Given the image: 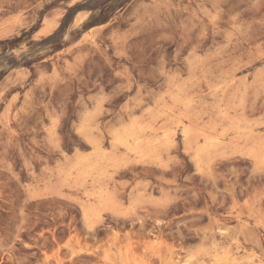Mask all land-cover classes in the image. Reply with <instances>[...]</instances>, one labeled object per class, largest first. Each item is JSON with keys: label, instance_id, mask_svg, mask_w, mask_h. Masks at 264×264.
Wrapping results in <instances>:
<instances>
[{"label": "rangeland", "instance_id": "obj_1", "mask_svg": "<svg viewBox=\"0 0 264 264\" xmlns=\"http://www.w3.org/2000/svg\"><path fill=\"white\" fill-rule=\"evenodd\" d=\"M0 264H264V0H0Z\"/></svg>", "mask_w": 264, "mask_h": 264}, {"label": "bare ground", "instance_id": "obj_2", "mask_svg": "<svg viewBox=\"0 0 264 264\" xmlns=\"http://www.w3.org/2000/svg\"><path fill=\"white\" fill-rule=\"evenodd\" d=\"M83 127H84V126H83ZM83 127H82V128H83ZM85 128H86V127H85ZM89 128H90V127H89ZM93 128L96 129L95 126H94ZM86 129H87V128H86ZM143 129H144V128H143ZM184 129H185V128H184ZM83 130H84V129H83ZM127 130H128V129H127ZM145 130H146V129H145ZM92 131H93V129L91 130V132H92ZM184 131H185V130H184ZM182 132H183V131H182ZM186 132H187V131H186ZM123 133H124V132H123ZM183 133H184V132H183ZM118 135H119V133H118ZM121 136H122V135H121ZM115 137H116V136H115ZM125 137H126V136H125ZM125 137H124V139H125ZM130 137H132V136H130ZM118 138H119V136H118ZM118 138H116V139L118 140ZM120 138H122V137H120ZM120 138H119V140H120ZM133 138H134V137H133ZM133 138H132V139H133ZM135 138H136V137H135ZM212 138L214 139V137H212ZM128 139H129V137H128ZM128 139H125L124 141H127ZM130 139H131V138H130ZM132 139H131V140H132ZM122 140H123V139H121V141H122ZM215 140H217V139H215ZM124 141H123V142H124ZM132 141H133V140H132ZM116 142H117V141H116ZM127 142H129V141H127ZM212 142H213V141H212ZM119 143H121V142L119 141ZM124 143L127 144L126 142H124ZM138 143H139V142H138ZM210 143H211V142H210ZM197 162H198V161H197Z\"/></svg>", "mask_w": 264, "mask_h": 264}]
</instances>
